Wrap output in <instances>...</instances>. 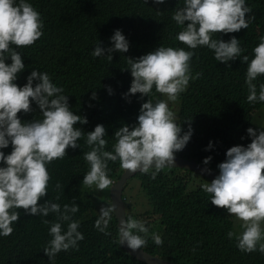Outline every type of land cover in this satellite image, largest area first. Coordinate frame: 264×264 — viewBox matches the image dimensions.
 Masks as SVG:
<instances>
[{
    "label": "trees",
    "instance_id": "trees-1",
    "mask_svg": "<svg viewBox=\"0 0 264 264\" xmlns=\"http://www.w3.org/2000/svg\"><path fill=\"white\" fill-rule=\"evenodd\" d=\"M28 2L41 14L45 26L39 40L19 49L25 70L18 74L16 83L22 87L32 68L47 72L53 83L64 88L74 114L87 117V124L78 123L75 127L89 132L97 124L104 125L108 141L105 150L113 151L115 132L125 124H137L142 103L149 99L142 100L139 93L128 98L131 103L125 99L133 77L130 69H121L128 68L127 57L138 58L160 46L191 50L175 39L181 27L172 20L174 10L183 6L184 0H166L159 5L153 0L148 3L146 0ZM246 4L252 8L246 18L255 16L249 28L229 34L217 33L213 38L229 41L235 36L244 49L241 56L248 55L251 60L254 47L264 36V0H246ZM117 29L122 30L129 41V51L114 52L112 61L107 57L93 58L91 53L98 42L104 48L113 46L110 38ZM191 51L195 52L191 60L192 74L202 72L203 76L191 80L177 102H169L182 127L181 134L188 131L186 120H191L194 130L189 143L176 154L200 163L212 157L208 165L219 170L217 166L225 161L229 148L251 143L247 134L249 127L257 131L264 127V102L248 103L247 64L241 57L225 64L217 61L214 52L207 47ZM254 83L259 88L264 76H259ZM105 86H110L113 94L110 95ZM93 91L97 99H91ZM151 98L155 101L165 97L154 88ZM32 108L31 113L18 114L22 121L41 118L35 102ZM210 142L213 147L208 149ZM78 143L80 147L67 149L68 155L62 160L47 165L51 176L48 195L38 202L43 204L51 199L63 207L72 204L75 198L79 205L73 219L79 221L78 230L85 238L79 242V251L58 253L55 264H148L118 242L119 227L114 212L107 229L111 235L94 227L100 208L110 204L111 198L105 190L99 191V199H93L94 189L82 187L84 174L89 170L83 154L90 149L85 138ZM11 150L9 145L0 151L7 155ZM108 168L109 178L114 182L123 169L118 160L109 161ZM132 178L137 180L129 183ZM211 181L193 169L174 165L164 168L155 180L150 173L140 172L126 179L122 192L126 218L144 221L150 233H158L163 240V244L157 246L149 237L144 249L183 264H264V254L243 253L236 247L235 238L228 239L229 230L238 231V222L225 209L213 205L210 195L202 190L201 184ZM57 182L63 186L62 191L54 190ZM57 195L59 200L55 199ZM18 211L20 219L13 223V233L0 236V264H51L43 249L52 237L50 226L43 220L55 221L56 214L42 217L28 215L23 209ZM62 228L66 231L67 223Z\"/></svg>",
    "mask_w": 264,
    "mask_h": 264
},
{
    "label": "clouds",
    "instance_id": "clouds-1",
    "mask_svg": "<svg viewBox=\"0 0 264 264\" xmlns=\"http://www.w3.org/2000/svg\"><path fill=\"white\" fill-rule=\"evenodd\" d=\"M165 2L153 0L157 5ZM251 12L246 0H184L183 6L174 10L172 20L181 27L175 39L188 49L207 47L214 52L217 61L225 64L242 58L247 64V101L255 104L264 102V83L259 84V88L254 83L259 76H264V36L254 47L251 60L248 55L241 56L244 49L235 36L229 41L213 38L217 33L248 29L255 19V16L246 18ZM44 26L41 14L28 0H0V150L9 145L12 148L7 155L0 151V236L13 233L12 225L20 219L18 209L32 216L56 214L55 221L43 220L50 226L52 237L43 250L51 264H55L61 251H79V242L85 237L78 230L79 221L73 219L79 211L75 198L72 204L63 207L51 199L38 203L48 195L51 176L47 165L62 160L68 155L67 149H77L80 147L78 141L85 138L90 150L83 154L89 165L82 180L83 188L109 189L113 181L108 175V162L117 160L120 168L127 172L150 173L155 180L164 168L175 164V154L186 147L194 131L191 120H186L188 131L181 134L182 127L169 102H177L189 82L201 78L203 73L192 74L191 60L195 52L183 47L160 46L138 58L127 57L128 68L121 70L130 69L133 80L124 94L125 99L137 93L141 94L142 100L144 97L149 99L142 103L138 123L125 124L117 130L113 151H107L105 126L97 124L89 132L75 127L78 123L87 124V117L74 114L64 88L53 83L47 72L32 68L22 87L16 83L18 74L25 70L23 53L19 49L30 47L39 40ZM110 40L112 47L104 48L100 42L96 44L91 53L93 58L107 57L112 61L114 52L129 51V41L122 30H115ZM9 59L11 63L7 62ZM105 87L110 95L113 94L110 86ZM154 88L165 98L153 101ZM91 99H97L95 91ZM33 102L38 106L41 118L22 121L18 114L33 112ZM247 134L251 143L229 148L225 161L217 166L219 175L211 182L201 184V188L210 195L213 205L225 209L238 222V231L229 230L228 239L235 238L236 247L243 253L259 251L264 254V127L260 131L249 127ZM212 147L210 142L208 149ZM211 159L205 158L204 165ZM202 173L210 174V169L205 167ZM54 190H63L60 182L55 184ZM55 199L59 200L60 196ZM113 212H116L114 204L102 206L95 220L94 227L105 235H111L107 229ZM64 223H67L66 231L62 228ZM149 237L157 246L163 244L161 236L150 233L144 221L130 216L120 220V245L126 244L136 251L147 246Z\"/></svg>",
    "mask_w": 264,
    "mask_h": 264
},
{
    "label": "water",
    "instance_id": "water-1",
    "mask_svg": "<svg viewBox=\"0 0 264 264\" xmlns=\"http://www.w3.org/2000/svg\"><path fill=\"white\" fill-rule=\"evenodd\" d=\"M175 164L174 166H184L186 168L193 169L194 171L200 173L203 176L209 177L212 180L219 175V170L209 166L204 165L203 163H200L193 158H187L180 155L175 154ZM207 167L210 169L209 173H202V169ZM134 173L127 172V170H124L120 173V176L113 182V184L110 187V198H111V204H114L116 206V212H114L116 219H117V226L119 227L120 220L126 219L125 216V208H124V202H123V187L126 179L131 176ZM128 252H130L133 256H135L137 259L144 261L148 264H183L180 262H176L164 257H160L156 254L150 253L149 251L145 250L144 248L138 249L136 251L131 250L127 247L126 244L122 245Z\"/></svg>",
    "mask_w": 264,
    "mask_h": 264
},
{
    "label": "rangeland",
    "instance_id": "rangeland-1",
    "mask_svg": "<svg viewBox=\"0 0 264 264\" xmlns=\"http://www.w3.org/2000/svg\"><path fill=\"white\" fill-rule=\"evenodd\" d=\"M122 171H123V170H122ZM136 180H137L136 178H132V180H130L129 183H131L132 181H136ZM110 187H111V186H110ZM106 190H108V191H109V194H110V188H109V189H106ZM104 191H105V190H104ZM104 191H101V193L104 192ZM106 192H107V191H106ZM100 195H101V194L99 193V191H93V192H92V196H93L92 198H93V199H99V197H101Z\"/></svg>",
    "mask_w": 264,
    "mask_h": 264
},
{
    "label": "bare ground",
    "instance_id": "bare-ground-1",
    "mask_svg": "<svg viewBox=\"0 0 264 264\" xmlns=\"http://www.w3.org/2000/svg\"><path fill=\"white\" fill-rule=\"evenodd\" d=\"M73 80V79H72ZM62 87V86H61ZM34 105V104H33ZM40 114V113H39ZM130 180V179H129ZM127 200V199H126ZM124 202V201H123Z\"/></svg>",
    "mask_w": 264,
    "mask_h": 264
}]
</instances>
